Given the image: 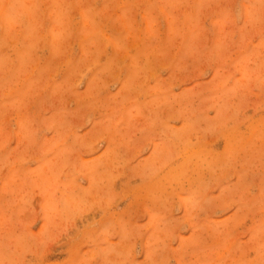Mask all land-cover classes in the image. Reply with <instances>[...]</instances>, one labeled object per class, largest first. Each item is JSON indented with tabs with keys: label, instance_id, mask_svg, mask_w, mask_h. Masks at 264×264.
Listing matches in <instances>:
<instances>
[{
	"label": "rangeland",
	"instance_id": "1",
	"mask_svg": "<svg viewBox=\"0 0 264 264\" xmlns=\"http://www.w3.org/2000/svg\"><path fill=\"white\" fill-rule=\"evenodd\" d=\"M0 264H264V0H0Z\"/></svg>",
	"mask_w": 264,
	"mask_h": 264
}]
</instances>
